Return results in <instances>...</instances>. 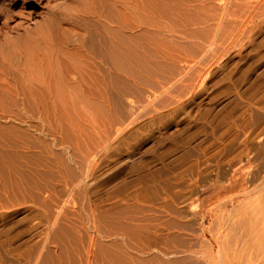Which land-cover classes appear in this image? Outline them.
I'll list each match as a JSON object with an SVG mask.
<instances>
[{
	"label": "rangeland",
	"instance_id": "rangeland-1",
	"mask_svg": "<svg viewBox=\"0 0 264 264\" xmlns=\"http://www.w3.org/2000/svg\"><path fill=\"white\" fill-rule=\"evenodd\" d=\"M25 1L0 0L1 45L73 19L11 72L25 101L0 86V264H264V0H185L164 35L108 1ZM50 58L72 105L35 90Z\"/></svg>",
	"mask_w": 264,
	"mask_h": 264
},
{
	"label": "bare ground",
	"instance_id": "bare-ground-1",
	"mask_svg": "<svg viewBox=\"0 0 264 264\" xmlns=\"http://www.w3.org/2000/svg\"><path fill=\"white\" fill-rule=\"evenodd\" d=\"M88 1L91 4L90 5L91 7H87V6H89V5H87L88 4L87 0H73L72 2H70V4H72V5L76 4V6H78L79 9L85 8L84 10H87L86 8H90L91 9V11L89 10L90 13L98 16V15H101V13H100L101 11L100 12L97 11L98 7H96V3H98L100 5V3L108 1L110 4L112 3L113 5L118 6L119 9L121 8L124 11L125 10H127V11L131 10L130 14H132L133 16H136L137 18H139L138 20H140L137 22L138 25L135 24V26H137V27L138 26L139 27L154 26V27L158 28L159 30H165L164 32L161 31V33L163 32V35L166 31L168 32L169 29L167 30V28H170L172 26L174 27L175 25H180L184 22L183 21V13H184V10L186 9L185 8L186 7L185 0H143V1L142 0H88ZM24 3H26L25 0H24L23 4ZM113 5H111V6H113ZM142 10L144 12H146L145 14H147V16L145 18L140 17V15H139L140 11H142ZM55 14H56V16H55ZM48 16L49 17L45 21V23L40 25L39 28L35 29V31H33L32 33L27 34L26 36L21 35L20 37L15 38V40L12 42L7 41V43L5 45L0 44V47L2 48V50L0 52V86L3 89L2 91L4 94L8 93L10 95H13L15 98H17L18 100H20L22 102L25 101V97H26L27 92H28L26 85L22 86V84H19V83H18L19 85L16 83L15 84L11 83L12 80L10 78L12 77V74H13L11 72H13V70L16 68V70H18L21 73V75L23 73L25 74L26 73V66L28 63L32 64L31 62H34V66H35V61H37V63L42 61V59L40 58L41 52H44L45 50L50 51V52L54 51V49H55L54 44H56L57 39H58V42H59V40L62 39V34H60L59 28H57V26H55L54 22H52L54 19H49V18H53L55 16L59 19V23H70V24H71V22H68V20L73 19L71 17L72 15L66 17L65 13L63 14L60 12L59 13H52ZM142 16H144V15H142ZM0 19H1L0 25L2 26L3 24L6 23V21L8 19V15L4 14V13H0ZM167 32L165 34H167ZM151 35H153V34H151ZM153 37H154V35H153ZM151 39H153V38H151ZM146 41H148V40H146ZM40 45H43V49L40 48ZM50 52L49 53L44 52L45 54L43 53L42 56L45 57V61H46V57H48L47 55L50 54ZM55 53H56V50H55ZM56 54H55V56H56ZM44 55H46V56H44ZM53 61H54V59L50 58V61L48 60V64H44L45 65L44 70L46 73L45 74L46 77L44 76L45 77L44 80L33 82L35 90L43 93L45 95V97L47 96L45 98V100L51 109H54L59 105H67V106L72 105L73 100L71 99L70 94L74 88V84H73L74 80H72V78L70 76V74H71L70 73L71 70H69L70 68L67 66H66L67 68L63 67V70L60 72H59V70L58 71L56 69L54 70L52 65L55 62H53ZM43 62H44V59H43ZM65 63H67V65L70 64L66 61H65ZM63 65H66V64H63ZM103 65H104V63H103V60L101 59L99 67L102 69V68H104ZM36 66H40V63ZM53 66H55V65H53ZM49 67L51 69H49ZM54 68H57V67H54ZM61 68H58V69H61ZM38 69H40V68H38ZM22 76H24V75H22ZM52 76H55L58 80L60 79V82H61L60 86L62 88L60 91L63 92V94H64V95L62 94L63 97H60L61 95L58 96L59 98L54 96V94L56 95L58 89H56L55 88L56 85H53V83H52L56 79L55 78L54 80H52L53 79ZM57 79L55 80L56 82H57ZM77 84L79 86H81L83 89L86 88L82 83H77ZM101 86H103V85H101ZM57 88H59V87L57 86ZM2 96H4V95L2 94ZM33 99H34V102L36 101V99H37V101L39 100L38 98H36V99L33 98ZM39 104H41V103H39ZM40 117L38 116V118H40Z\"/></svg>",
	"mask_w": 264,
	"mask_h": 264
}]
</instances>
